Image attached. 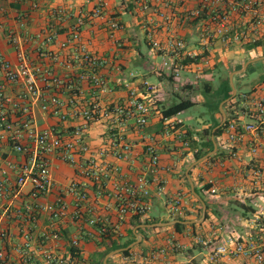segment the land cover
Masks as SVG:
<instances>
[{"label":"crops","instance_id":"obj_1","mask_svg":"<svg viewBox=\"0 0 264 264\" xmlns=\"http://www.w3.org/2000/svg\"><path fill=\"white\" fill-rule=\"evenodd\" d=\"M99 8L102 15L96 17L94 12ZM196 9H204L203 16L197 22L189 17V12ZM224 12H228L226 0H0V61L7 62L13 69L24 64L36 71L40 92L38 98L28 96L23 80L8 83L0 67L1 98L19 108L14 109L9 105L3 109L14 128L25 133L22 122L28 120L31 128L36 131L53 129L61 136H66L75 127L83 125L80 116H73L75 108L87 107L96 100H99L103 108L125 104L128 95L123 83L130 81L132 75L135 77L132 86L140 89L142 93L143 81L157 85L159 89L155 95L146 98L153 108L147 125L137 129L133 120H128L123 125L125 139L133 144L130 156L125 160H117L108 155L105 159L98 160L100 163L105 160L119 168L117 174H113L102 186L93 184L82 176L78 167L53 157L50 165L53 187L50 192L33 199L30 186L20 189L16 187L18 167L25 161V156L14 149V144L8 140V133L0 129V168L10 175L6 179L0 175V185L4 190L3 196L0 197V226L7 231V237L3 241L0 240V249L6 253L5 260L0 261V264H44L45 251L53 252L58 257H66L74 238L79 240L76 264H124L122 251L109 252L111 241L124 242L131 236L137 242L129 246L132 249L131 254H136V257L143 256L144 259H138L147 264H199L209 247L216 245L228 233L242 239L252 235L254 231L247 228L246 221L255 213V205L264 206V202L258 184L251 181L245 173L248 160L246 143L240 146L241 160L229 159L225 152L221 151L219 139L216 137V149L211 155L213 157L199 163L194 160V154L205 149L206 137L203 131L218 121L221 124L223 117H229L236 101L237 90L235 89V95L231 90L230 97L221 101L216 109L221 95L225 92L223 87L222 94L215 96L210 107L212 113L217 112L216 117H212V121L200 129L187 125L183 118H179L180 113L174 117L180 119L182 124L176 131H165L160 115L164 108L173 105L169 104L171 99L177 98L179 101V97L184 95L195 105L206 104L205 95L213 91L220 58L227 49L238 48L241 55L249 54L252 60L264 56V27L255 31L259 34L258 41L262 45L253 50H245L247 42L229 47L223 46L219 40L204 44L203 23L209 21L212 13ZM259 13L264 15V6ZM79 19L83 20V25L80 27L78 41L62 47ZM113 20L118 22L120 28L110 32L109 23ZM229 22L231 27L250 31L253 16L233 13L230 14ZM10 35L16 37V44L10 42ZM149 35L161 43L171 37L186 43L185 52L181 51L173 63L177 64L179 58L183 63L186 53L197 54L198 61L185 68L183 66L180 78L170 81L162 66L167 56L151 48ZM82 47L105 60L106 64L99 74L107 81L110 92L99 95L88 82L90 80L79 79L83 71L73 57L75 51ZM241 61L242 59H239L235 67L228 71V82L230 76L232 84L235 76L239 79L243 77L245 65L238 69L242 66ZM258 62L264 63H254ZM240 70L242 72H239ZM181 73L185 76L182 77ZM41 74L46 75L48 82H42ZM153 79L155 81H152ZM197 80L203 82V91L198 93L195 90L200 81ZM51 81L62 82V88L58 92L61 106L59 114L56 115L50 108L42 109L49 104L48 99L54 93ZM220 81L219 88H222L224 80ZM263 81L264 73L260 72L258 77L239 93L252 90ZM205 85L210 87L209 93H205ZM73 86H78L79 95L76 99H72ZM23 96L25 98H22ZM61 115H64L65 119H61ZM216 129L217 127L213 128L211 133ZM108 131V124L104 120L87 127L86 143L91 152H96L107 144ZM210 138L214 139L212 135ZM150 139L152 142H149ZM21 143L32 144L25 136ZM149 145L158 158L157 167L151 166V156L147 151ZM261 154H264V151ZM8 164L15 168L11 169ZM137 176L145 177L150 183V194L147 198L150 209L146 218L140 219L141 222L182 218L184 213L189 215L191 221L198 220L197 209L201 207L202 211V206L200 202L199 205L195 203L194 199H198L192 194L191 185L194 191L202 190L203 186L212 180L217 193L210 195L203 190L199 195L208 206V218L196 224L194 228L186 227L180 231H175L173 225L157 227L155 231L144 225L135 227L137 218L133 216L119 222L112 199L113 184L133 185ZM72 183L80 184L87 190L89 200L85 204L86 208L92 209L94 215L108 221V227L113 229L110 233L100 235L98 229L89 225L86 220L76 222L67 217L53 223L46 212H36L38 207L51 204L59 194H65L70 216L74 211V198L65 191ZM177 194L182 196L181 214L168 211L166 206L167 201ZM29 211L36 215L34 221L29 219ZM218 226H222L224 231L211 235L209 228L217 230ZM138 228L146 230L140 235ZM52 229L60 233L58 242L43 241L42 235L49 234ZM25 234L32 240L24 248V254L20 255L17 254L16 248L25 246ZM197 235L205 238L212 236L211 245L204 248L196 244L194 237ZM168 240L180 244L182 248L175 252L169 250ZM161 250L164 254L159 253ZM221 264H244V260L224 259Z\"/></svg>","mask_w":264,"mask_h":264},{"label":"built area","instance_id":"obj_2","mask_svg":"<svg viewBox=\"0 0 264 264\" xmlns=\"http://www.w3.org/2000/svg\"><path fill=\"white\" fill-rule=\"evenodd\" d=\"M222 0H216L219 2ZM228 12L223 14L212 13L209 16V21L204 24L202 40L205 43H212L219 40L225 47L233 44L247 42L248 44L259 42V34L255 31L264 27V15L259 13V10L264 6V0H226ZM204 9H196L189 12L190 18H197L203 13ZM237 14L240 16L250 14L253 16V23L247 29H237L231 27L229 22L230 14ZM102 15L101 8L95 10L94 16L99 17ZM200 19V18H199ZM83 25V20L79 19L77 25L70 31L69 38L64 47L68 43L78 41L80 36V27ZM202 25V24H201ZM120 26L117 21L109 23L110 32L119 29ZM12 44L17 43L16 37L9 36ZM151 48L154 51L161 52L167 56V60L163 62V68L172 75L175 79H179L180 71L183 69L181 63H173V60L178 58V54L186 50V43L182 40L171 37L164 43L153 39L149 35ZM198 55L194 53L184 54L185 59H195ZM20 59L21 56H20ZM73 60L80 64V70L83 71L79 79L90 80L92 87L100 95L110 92L111 89L107 81L99 74L100 69L106 64L104 59H100L90 52L86 51L84 47L76 50ZM198 61V60H197ZM205 63V62H204ZM206 64V63H205ZM0 67L3 71L5 80L8 83H17L23 80L26 94L33 98L39 97V88L37 86V72L30 69L28 66L21 64L17 69H13L7 62L0 61ZM185 68V66H184ZM43 83L48 81L46 75L40 76ZM135 77L132 75L130 81L123 83L124 88L127 90V101L123 105H115L113 107L103 108L99 100L89 104L87 107L75 108L73 116H80L83 120V125L75 127L68 135L61 136L55 130L36 131L31 128L28 120L22 123L23 133L20 129L14 128L8 121L3 109L11 105L14 109H19L18 106L11 104L10 101L2 99L0 95V129L8 133V140L14 144V149L25 156V161L18 167L16 177V187L20 189L24 186H30V195L33 199L43 196L50 192L53 183L50 178V165L53 157L58 160L80 169V173L85 178H88L93 184L102 186L103 183L111 179L113 174H117L119 168L116 165L107 163L105 160L100 163L98 160L105 159L108 155L115 157L117 160H125L130 156L133 144L128 142L123 135V125L128 120H133L137 129H142L148 123L152 113V105L146 98L150 95H155L158 92V86L143 81L141 84L142 91L137 87L132 86V81ZM54 88V93L50 95L47 105L43 106V110L51 109V112L59 114L61 103L58 99V92L62 88L61 81H51ZM73 98L76 99L79 95L78 86L72 87ZM22 98H25L24 96ZM61 119H65L61 115ZM99 120H104L108 124V139L107 144L97 150L91 152L88 144L86 143V130L87 127ZM165 131H176L182 124L180 119L175 117L164 118ZM226 124L222 134L218 137L219 146L222 152H225L229 159H240L239 151L240 146L246 143L248 160L245 164V173L253 181L258 184L261 192V199L264 202V81L257 85L254 89L238 93L234 107L228 118L225 119ZM31 140V145H23L21 140L23 137ZM247 140V142H246ZM152 142V139L149 140ZM148 153L151 156V166L157 167L158 158L154 155L151 145L148 146ZM223 165L224 163H220ZM11 169L15 167L10 164ZM0 175L9 177L8 172L0 168ZM149 181L143 176H137L134 184H127L119 186L117 183L113 184L114 191L112 199L114 201V210L119 222L125 221L128 216L136 217L137 219L144 220L149 212L150 206L147 198L150 194ZM207 184L210 185L208 194L215 195L217 188L212 180ZM85 186V185H84ZM3 188L0 185V197L3 196ZM67 194L73 196L74 211L69 216V203L66 201L64 195L59 194L55 201L51 204L38 207L36 212H46L51 221H61L70 217L73 221L80 222L86 220L91 226L98 229L100 235H107L113 230L108 227V221L99 218L92 213V209H87L85 204L88 202V192L80 184L72 183ZM182 196L170 198L167 203L168 211L176 214H181ZM256 211L251 218L247 219V228L254 231L252 235L247 236L245 239L236 237L232 233L221 239L216 245L210 246L213 240L212 236L204 237L197 235L194 237V242L204 248L209 249L199 264H221L224 259H237L242 258L244 264H264V206L255 205ZM34 211L35 209L28 208ZM30 220H35L36 215H28ZM211 235L214 232L224 231L222 226H218L217 230L212 227L209 228ZM255 235V236H254ZM7 237V231L0 226V240L3 241ZM25 246L17 247V254H24V248L32 240L28 234H25ZM60 233L57 230H51L49 234H43V241H51L52 243L58 242ZM169 250L175 252L182 248L178 243L168 240ZM71 246L79 250V240L74 238L71 240ZM164 254V251H159ZM6 253L0 249V261L5 260ZM141 258L136 257V254H131L129 258L124 260ZM78 259V258H77ZM68 252L66 257H58L53 252L45 251L43 254L44 264H76V260ZM176 264V263H170Z\"/></svg>","mask_w":264,"mask_h":264},{"label":"trees","instance_id":"obj_3","mask_svg":"<svg viewBox=\"0 0 264 264\" xmlns=\"http://www.w3.org/2000/svg\"><path fill=\"white\" fill-rule=\"evenodd\" d=\"M202 16H203V14H201L200 17L193 18V19H194L195 22H197L198 19L201 18ZM261 45H262V43L259 41V42H256V43L247 44V45L244 46V48H245L246 51H249V50H253V49H255V48H257L258 46H261ZM198 58L199 57H197L195 59H192V60L185 59L182 64H183V66L191 65V64L195 63L198 60ZM240 68L241 67H238V69H240ZM167 77H168V79L170 81H175V78L172 75H169V73H167ZM225 81L227 83L228 90H225V92L221 95V98L219 99V101L217 103L216 109H218V104L221 101H224V100H226V99H228L230 97L231 88L228 86L229 85L228 78H226ZM204 91H205V93H209L211 91V89H210V87L208 85H205L204 86ZM194 105H195V103L193 101H191V99L189 97H187L185 95H184V97H179V101L176 104H173V105H171V106H169L167 108H164L161 111V113H160L161 119L171 118V117L177 116L178 114H180V113H182V112H184V111L192 108ZM225 124H226V121L224 122L223 125H220V122L218 121L211 128L206 129V130L203 131V133H204V135L206 137L205 149L204 150H201V151H198V152H196L194 154V160L195 161H198L199 159H201L202 157H204L205 155H207L208 153H210L213 150V144L216 143L215 138L216 137H219L222 134V131H223L224 127H225ZM215 127H217V129L212 134L211 131ZM211 135H213L214 139H211L210 138ZM194 145H195V143H194ZM212 157L213 156H209L207 158V160L211 159ZM209 187H210L209 184H205L203 186L202 190H196L195 189V192H196V194L201 195L202 194V191L205 190L207 192L208 189H209ZM189 195L191 196V194H189ZM194 201H195V203H197L199 205V201H197L195 199H194ZM205 205H206V210H207L208 209V206H207L206 203H205ZM200 217H201V207H199L197 209L196 219H199ZM207 218H208V216H207V212H206L203 222ZM171 220H177V221H179L178 223H176V224H174L172 226V228L175 231H180L183 228L185 229L186 227L194 228L196 226V224H190V225L183 224L185 222L191 221V218L189 217V215L187 213H184V217H182V218H170V219L164 220V221H160L158 219H152V220H145V221L141 222L140 219H137V221L135 222L134 226L135 227H139L141 225H153V224H157V223H160V222L167 223V222H169ZM157 229H158L157 227L150 228V230H153V231H155ZM144 230H146V229H140V228H138L137 229V232L141 235L142 234V231H144ZM134 242H135V238L133 236H131L129 239L125 240L124 242L114 243V241H111V246H110L109 252L117 251V250H122L121 255L124 258H129L131 256V252H132V249H130L129 246L132 243H134ZM68 252L75 259H77L78 256H79V250L77 248H75V247H72L71 245L69 247ZM141 258L144 259L143 256ZM126 263L147 264V263L143 262L142 260H140L138 258L125 260L124 264H126Z\"/></svg>","mask_w":264,"mask_h":264},{"label":"rangeland","instance_id":"obj_4","mask_svg":"<svg viewBox=\"0 0 264 264\" xmlns=\"http://www.w3.org/2000/svg\"><path fill=\"white\" fill-rule=\"evenodd\" d=\"M243 56V57H242ZM242 57V58H241ZM242 59L240 62L241 68L246 65L247 62L251 61V56L249 54H242L240 53L238 48H229L223 54V57L220 58L219 69L218 72L215 74L214 83H213V91L205 95L206 104H196L192 108L188 109L187 111L181 113L179 118H183L187 125H194L196 128L200 129L202 126L207 125L216 117V113H212L211 105L213 104L212 101L214 100L215 96H219L223 92V87L225 90H228L226 78H228V71L235 67L236 63ZM231 71V70H230ZM245 73L243 77L240 79L238 76L234 77L233 85L234 89L237 90L239 93L240 91L244 90L246 86L253 80H255L258 75L264 73V63H251L249 64L246 69L244 70ZM182 77L185 74L181 73ZM221 79L224 81L222 88H219V84L221 83ZM152 81H155L154 79ZM199 82V86L196 88L195 91H203V82L201 80H197ZM229 86V85H228ZM230 87V86H229ZM231 88V87H230ZM221 98V97H220ZM178 99H171L169 104H176Z\"/></svg>","mask_w":264,"mask_h":264},{"label":"water","instance_id":"obj_5","mask_svg":"<svg viewBox=\"0 0 264 264\" xmlns=\"http://www.w3.org/2000/svg\"><path fill=\"white\" fill-rule=\"evenodd\" d=\"M257 61H264V56L263 57H260V58L253 59V60L247 62L246 65L243 67V70H245L246 67L249 64L254 63V62H257ZM239 72H242V70H240ZM229 84H230V87H231V90H232L233 95H235V89H234V86L232 84V76L229 77ZM224 122H225V118L223 117L222 122H221L220 125H223ZM212 138H213V135H212ZM215 149H216V145L213 144V150L210 153H208L207 155H205L204 157H202L201 159H199L196 163L202 162L203 160L207 159L209 156H211L214 153ZM191 192L194 195V197L196 199H198V201L201 203L202 211H201V217L198 220H196V221H190V222H185L184 224H186V225H189V224H200L204 220V217H205V214H206V205L202 201V199L199 197V195L196 194V192L194 191V188H193L192 185H191ZM178 222L179 221H170V222H167V223H157V224H153V225H144V227H146V228L147 227L148 228H154V227L172 226V225H174V224H176ZM137 238L139 239L140 237L137 236ZM134 243L136 244L137 242H134ZM119 251H122V250H119ZM119 251H116V252L118 253ZM126 264H139V263H126Z\"/></svg>","mask_w":264,"mask_h":264}]
</instances>
